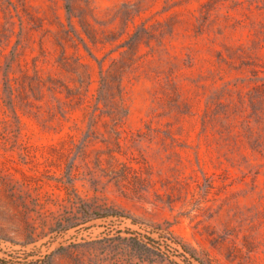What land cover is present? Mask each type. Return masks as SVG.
<instances>
[{"label":"rangeland","instance_id":"374dc122","mask_svg":"<svg viewBox=\"0 0 264 264\" xmlns=\"http://www.w3.org/2000/svg\"><path fill=\"white\" fill-rule=\"evenodd\" d=\"M0 264H264V0H0Z\"/></svg>","mask_w":264,"mask_h":264},{"label":"trees","instance_id":"16d2710c","mask_svg":"<svg viewBox=\"0 0 264 264\" xmlns=\"http://www.w3.org/2000/svg\"><path fill=\"white\" fill-rule=\"evenodd\" d=\"M103 68H104V66H102L101 67V69L103 70ZM104 74V73H103ZM103 102V99H102V96L101 95H97L96 97H95V102H94V104L92 105V107H91V111L90 112H88L89 114H92V115H94V114H96V113H98V112H103V109L101 108V106H100V103H102ZM104 105H105V103H104ZM118 112V111H117ZM118 113H116V115H117ZM64 226H66V228L68 227V228H70L71 226H73V225H71V224H65ZM67 230V229H66ZM81 247V246H80ZM77 257L79 258V260L81 261V259H80V254L79 253H77Z\"/></svg>","mask_w":264,"mask_h":264}]
</instances>
